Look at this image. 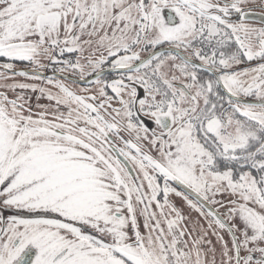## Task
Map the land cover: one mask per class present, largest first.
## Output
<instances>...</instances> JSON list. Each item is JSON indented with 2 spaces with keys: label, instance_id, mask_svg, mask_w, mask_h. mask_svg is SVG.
I'll list each match as a JSON object with an SVG mask.
<instances>
[{
  "label": "snow or ice",
  "instance_id": "obj_1",
  "mask_svg": "<svg viewBox=\"0 0 264 264\" xmlns=\"http://www.w3.org/2000/svg\"><path fill=\"white\" fill-rule=\"evenodd\" d=\"M0 264H264V0H0Z\"/></svg>",
  "mask_w": 264,
  "mask_h": 264
}]
</instances>
